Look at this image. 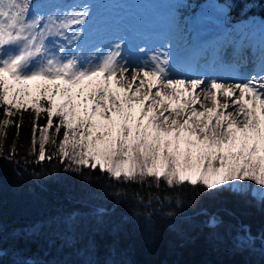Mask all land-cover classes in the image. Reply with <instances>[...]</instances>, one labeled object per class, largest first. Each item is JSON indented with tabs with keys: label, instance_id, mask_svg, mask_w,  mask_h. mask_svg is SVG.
Returning <instances> with one entry per match:
<instances>
[{
	"label": "snow or ice",
	"instance_id": "6c2138e0",
	"mask_svg": "<svg viewBox=\"0 0 264 264\" xmlns=\"http://www.w3.org/2000/svg\"><path fill=\"white\" fill-rule=\"evenodd\" d=\"M42 7L52 11L45 15ZM89 16L85 3L0 0V135L6 138L11 117L31 108L29 155L37 164L57 159L79 176L98 168L122 184L163 182L181 197L178 206L189 185L197 197L228 192L264 209V47L243 81H206L177 72L167 41L150 54L136 44L147 59L126 55L135 38L123 35L85 53ZM42 113L47 119L39 127ZM21 123L22 114L17 138ZM49 144L54 151L46 154ZM17 155L15 144L7 152L0 145V158ZM222 223L209 217L207 226ZM258 239L264 247V234L245 225L232 243L251 251Z\"/></svg>",
	"mask_w": 264,
	"mask_h": 264
},
{
	"label": "trees",
	"instance_id": "16d2710c",
	"mask_svg": "<svg viewBox=\"0 0 264 264\" xmlns=\"http://www.w3.org/2000/svg\"><path fill=\"white\" fill-rule=\"evenodd\" d=\"M37 1L44 0L33 3ZM203 1L191 0V5ZM218 1L228 7L232 22L264 19V0ZM21 114L11 117L6 138L0 135L5 152L15 144L18 153L12 162L0 158L2 264H264L259 239L251 251L236 250L232 243L245 225L253 235L264 234V209L254 201L228 192L197 197L184 185L178 206L175 201L181 197L163 182L160 188L122 184L106 173L101 177L98 168L94 173L84 169L79 176L65 171L57 159L37 164L29 155L34 112L29 108ZM46 119L42 113L37 125L43 127ZM53 121L55 127L57 118ZM52 151L46 145V154ZM209 217L220 218L222 225L209 228Z\"/></svg>",
	"mask_w": 264,
	"mask_h": 264
},
{
	"label": "rangeland",
	"instance_id": "374dc122",
	"mask_svg": "<svg viewBox=\"0 0 264 264\" xmlns=\"http://www.w3.org/2000/svg\"><path fill=\"white\" fill-rule=\"evenodd\" d=\"M69 2L85 3L90 7L85 29L88 40L85 53L97 45L107 46L117 35L115 33L135 38L132 51L126 52L133 60L147 59V56L136 50V44L150 54L151 50L167 41L173 62L182 65L181 68H176L177 72L181 75H198L204 69L208 73L206 81L215 78L212 71L220 72L218 69L229 65L228 58L239 61L241 57L244 63L238 67L235 82L243 81L253 72L264 47V19L250 17L232 22L228 17V7L216 0H206L197 6L191 5V0H47L37 4ZM40 11L46 15L52 8L42 7ZM204 39H208L211 51L220 50L217 52L219 62L214 65L209 57L199 66H191L182 53L202 52ZM195 62L193 59V63ZM219 99L220 103H231L222 97ZM204 103L211 107L209 101ZM196 107L199 109L200 105ZM232 110L231 107L228 109Z\"/></svg>",
	"mask_w": 264,
	"mask_h": 264
},
{
	"label": "bare ground",
	"instance_id": "6f19581e",
	"mask_svg": "<svg viewBox=\"0 0 264 264\" xmlns=\"http://www.w3.org/2000/svg\"><path fill=\"white\" fill-rule=\"evenodd\" d=\"M115 34L117 35L114 36L113 39L118 37V33ZM201 46L202 49L204 50L200 53L188 51V52H183L182 55H185L186 57L185 59L189 61V64L191 66L194 65L199 66L203 61H205V58H209V57L213 60V64L216 65L219 62V55L217 52H220V50L216 49L215 51H211L209 49L208 39H204ZM193 59L196 60L195 63H193ZM227 60L229 62V65H227L226 67L222 66L221 69H218L220 70V72L214 70L211 72V74H215L216 79H224V80H228L229 82H235V79L237 77L238 67L244 63L243 57L239 58V61L234 58L232 59L228 58ZM174 64L176 65V68L182 67V65L177 62H175ZM198 75H204L205 78L208 77V73H206L204 69L201 70V72Z\"/></svg>",
	"mask_w": 264,
	"mask_h": 264
}]
</instances>
